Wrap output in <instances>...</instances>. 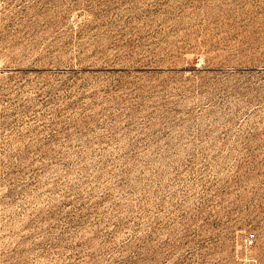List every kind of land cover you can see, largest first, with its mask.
Here are the masks:
<instances>
[{
    "label": "rangeland",
    "instance_id": "374dc122",
    "mask_svg": "<svg viewBox=\"0 0 264 264\" xmlns=\"http://www.w3.org/2000/svg\"><path fill=\"white\" fill-rule=\"evenodd\" d=\"M248 258L264 0H0V264Z\"/></svg>",
    "mask_w": 264,
    "mask_h": 264
},
{
    "label": "built area",
    "instance_id": "2783aa9c",
    "mask_svg": "<svg viewBox=\"0 0 264 264\" xmlns=\"http://www.w3.org/2000/svg\"><path fill=\"white\" fill-rule=\"evenodd\" d=\"M255 233H250L245 238V246L246 247H252L255 242ZM242 264H259L258 261L255 258H248L246 259Z\"/></svg>",
    "mask_w": 264,
    "mask_h": 264
}]
</instances>
